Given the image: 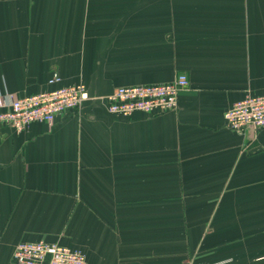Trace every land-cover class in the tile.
Instances as JSON below:
<instances>
[{
	"label": "crops",
	"instance_id": "crops-1",
	"mask_svg": "<svg viewBox=\"0 0 264 264\" xmlns=\"http://www.w3.org/2000/svg\"><path fill=\"white\" fill-rule=\"evenodd\" d=\"M190 88L162 116L109 114L124 87ZM84 85L54 125L0 124V264L21 243L87 264H264V130L225 115L264 96V0H0V94Z\"/></svg>",
	"mask_w": 264,
	"mask_h": 264
},
{
	"label": "built area",
	"instance_id": "built-area-1",
	"mask_svg": "<svg viewBox=\"0 0 264 264\" xmlns=\"http://www.w3.org/2000/svg\"><path fill=\"white\" fill-rule=\"evenodd\" d=\"M62 84V78L54 76L49 85L58 88L53 91L22 99L0 94V124L19 134L33 124L52 127L56 119L79 112L91 100L84 85ZM188 88L187 75H180L173 83L160 86L119 87L105 101L114 117L129 118L135 113L162 116L178 109L179 96ZM225 121L235 133L264 130V96H246L228 110ZM13 258L16 264H87L82 251L42 241L19 244Z\"/></svg>",
	"mask_w": 264,
	"mask_h": 264
}]
</instances>
